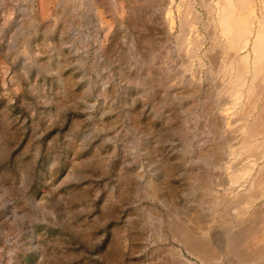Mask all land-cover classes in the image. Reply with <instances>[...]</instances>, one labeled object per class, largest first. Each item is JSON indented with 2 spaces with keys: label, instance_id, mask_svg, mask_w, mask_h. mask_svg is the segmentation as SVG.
Segmentation results:
<instances>
[{
  "label": "rangeland",
  "instance_id": "1",
  "mask_svg": "<svg viewBox=\"0 0 264 264\" xmlns=\"http://www.w3.org/2000/svg\"><path fill=\"white\" fill-rule=\"evenodd\" d=\"M182 1L0 0V264H203L176 221L210 239L241 225L264 249V197L243 214L225 171L253 165L237 150L260 105L209 73L223 50L206 0L181 46Z\"/></svg>",
  "mask_w": 264,
  "mask_h": 264
},
{
  "label": "bare ground",
  "instance_id": "2",
  "mask_svg": "<svg viewBox=\"0 0 264 264\" xmlns=\"http://www.w3.org/2000/svg\"><path fill=\"white\" fill-rule=\"evenodd\" d=\"M202 3L208 15L207 25L212 27L214 32L215 38L210 37L214 41L212 44L221 47L220 52L223 50L222 61L220 60L219 65L216 63L218 66L215 69L211 68L209 73L218 71L217 76L220 77L222 83L221 93L224 92L231 97L234 104L246 103L249 108L260 105V111L255 115L253 121L243 125L245 126L244 137L240 142L241 148L239 147L237 150L245 155L251 153L252 156H256L253 165L237 166L235 164L225 168L226 173H229L228 197H231L236 206L244 208L243 214L250 215V212L253 211H250V204L264 197V164L257 166L259 163H256V161L264 158V101L261 100L264 89V0H213V2L206 0ZM181 4L184 14H181L180 17V35L177 38L182 40L181 46H184L185 40L182 35L185 31L183 30H187L191 25L190 19L188 21V14L190 15L192 7L190 0H184ZM125 13H127L126 10ZM194 20H197V16ZM179 45L178 47H180ZM195 46H197L196 43H194ZM195 48L197 50V47ZM192 51L193 49L188 55L189 59L194 58ZM241 51L245 52L241 54ZM211 65L213 67V64ZM183 66L189 68L188 65ZM247 110L248 108H246ZM239 112L241 113V111ZM244 113L248 115V112ZM207 150L205 155L209 157L212 148ZM255 166L257 173L255 176L249 177L248 184H246L243 177L251 176ZM226 205L227 202L221 198L219 201L212 202L211 209L213 213L218 214L216 216L218 224L228 228L232 225V220L230 221L225 213H222ZM189 220L198 228L202 218L193 209L189 215ZM237 222L239 224L240 220L237 219ZM240 226L237 229V238H233L229 234H221L220 238L210 239L208 232L204 231L206 228L201 224L199 229L204 232L201 234V238H196L188 225L177 221L172 222L170 230L182 244L184 250L188 254L198 257L203 264H264V249L261 246L263 243L250 240V237L253 238L260 232L245 230Z\"/></svg>",
  "mask_w": 264,
  "mask_h": 264
}]
</instances>
